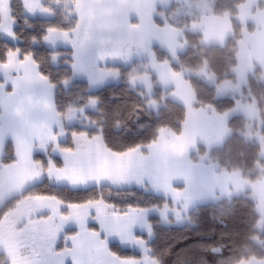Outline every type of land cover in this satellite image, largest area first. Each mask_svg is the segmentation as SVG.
<instances>
[{
	"label": "rangeland",
	"instance_id": "obj_1",
	"mask_svg": "<svg viewBox=\"0 0 264 264\" xmlns=\"http://www.w3.org/2000/svg\"><path fill=\"white\" fill-rule=\"evenodd\" d=\"M207 1L209 0L200 2L196 11L210 12V1L209 3ZM23 2L25 14L30 17L40 19L55 17L53 12L42 8L41 0L40 7L35 12L29 11L25 0ZM10 5L11 0H0V33L3 39L17 43L13 34L15 23L11 16ZM173 5L181 4L174 3L171 7ZM170 8L168 7V10ZM115 9L124 14L118 13L117 16H114L116 27L115 31L110 33V36L114 38L101 40L104 44L102 49L89 45L91 52L88 53L85 52L86 47L79 45L80 40L76 33L79 26V19L76 16V1L74 7V15L77 19L75 29L70 32L49 29L40 45L51 51L70 50L57 48V44L61 40L59 38L64 36L67 43L78 46L76 54H73L72 49L70 50L72 57V63L69 64L71 69L70 84L74 81L85 82L90 92L101 90L108 85L126 82L132 88L142 91V96L149 100L147 103L149 109H156L157 106L153 103L152 97L158 88L161 89L162 99L166 97L185 106L187 116L183 128L178 135L168 130H161L157 139L147 146L138 147L122 154L111 153L105 148L100 134L90 137L85 133L67 130L77 124L78 118L85 112L94 111L97 100L90 98L83 107L69 109L63 116L56 114L52 106L53 87L47 84L34 61L28 57L20 60L17 51L12 50L7 53V59L4 62L0 61V142L2 147H0V158L7 142L12 143L14 149L11 133L5 129L2 122V105L12 104L16 95L20 94L23 84H27L25 80L32 78L31 80L36 82L37 86L42 89L41 92L46 96L45 105L49 110L48 116L50 117L48 127H50L52 137L49 141L37 142L31 151V163L36 168V172L38 171V181L33 187L39 183L42 177H45L54 186L71 189L137 188L146 193L160 196L171 194V191L181 192L184 188L183 184L186 182V178H183L182 166L194 164L192 162L194 160L198 162L207 160L206 154L198 157V147L204 148L206 152L220 147L229 136L227 120L230 118L242 116L251 124L257 119L258 112L254 104L238 101L233 109L225 115H218L209 107L195 109L193 93L185 79L195 73L187 70L176 73L171 69L169 63L158 62L154 53V48H157L167 53L172 63H177V55L183 53L186 48L185 44L180 42L182 32L171 27L166 28V31H158L155 40L160 41V45H163L159 48L157 47L159 45L154 42L155 40L147 36L146 26L143 25L144 19L141 17L143 16L142 8L119 7ZM214 18L216 19L213 21L209 20V17L205 18L201 24L191 27V32L202 34L201 44L204 46L223 45L225 41L224 35L227 33L229 23L218 17ZM163 20L164 13L162 12L160 21ZM152 24H155L154 20H152ZM159 35L161 38L157 39ZM228 35L231 36L230 28ZM165 38L166 45L163 44ZM99 52L102 54L100 55ZM136 61L139 62L134 63ZM117 66L131 69L125 74L119 68L117 69ZM195 76L200 77L208 85L216 87V99L240 96L242 86L244 87L246 84V79L243 80L244 84H235L231 81L217 84L215 77L205 70L196 73ZM31 88L36 89L35 86H31L29 89ZM249 131H251V126L248 127V134ZM68 141L73 144L72 149L60 147V143ZM49 147L51 148L49 149ZM35 154L41 155L43 159L36 162ZM193 154L196 157H192ZM55 157L61 159L62 166L55 167L53 161ZM14 158L15 161L9 165L0 163V208L8 201L2 172L5 167L14 165L16 162L15 153ZM214 168L217 170L216 167ZM175 170H177L176 175L172 174ZM169 176L172 184L168 183L167 177ZM28 190L12 198L17 199L18 202L5 215L0 224V264H69L68 261L61 259L60 252L61 249L66 248V245L68 246L67 235L71 236L77 231L94 226L96 224L95 217L98 214L101 217L113 216L108 215V208L100 204L82 208L69 206L66 207L68 214L63 215L64 209L55 199L24 196ZM164 195L163 198H165ZM168 201L172 203V206L162 209L152 208L137 213L142 216L140 218L143 221V226L134 230V236L132 233L134 244L129 247L125 243L118 245L122 249L133 250L140 255L138 259H134L135 264H157L151 257V249L148 246L154 240L153 229L148 222L149 217L157 218L161 227L181 226L187 224L188 216L197 205L185 201ZM258 204L256 205L259 215L257 230L262 232L264 230V215L262 217L261 214L264 213V210L260 209ZM86 219L90 220L87 222V227L83 225L82 229L69 228L70 224L82 225ZM142 235L147 236V239H141ZM256 243L259 244L257 240ZM107 247L109 249L108 245Z\"/></svg>",
	"mask_w": 264,
	"mask_h": 264
},
{
	"label": "trees",
	"instance_id": "obj_2",
	"mask_svg": "<svg viewBox=\"0 0 264 264\" xmlns=\"http://www.w3.org/2000/svg\"><path fill=\"white\" fill-rule=\"evenodd\" d=\"M202 1L206 0H186L185 3L173 5L164 12L163 21H160V17L154 19V23L159 27L167 26L182 32L180 42L186 46L185 51L177 55L175 64L167 53L154 48L156 60L169 63L176 73L187 70L196 74L205 70L215 77L217 84L224 81L233 82L236 79L238 43L241 39V27L237 22L238 7L243 5L245 0H209L210 12L202 10L200 13L196 10ZM41 6L53 12L55 17H30L25 14L23 0H11V16L15 23L13 34L17 43L3 39L0 33V61L4 62L7 53L12 50L17 51L20 60L28 57L34 61L47 84L53 87L52 106L58 115L63 116L69 109L83 107L90 98L97 100L96 109L85 112L78 118L77 124L67 130L85 133L90 137L100 134L105 148L114 154H122L151 144L160 135L161 130L180 134L187 110L181 103L166 97L162 99V90L159 88L152 97L157 107L149 109V100L142 96V91L132 88L126 82L108 85L95 92L88 91L85 82L74 81L70 84V50L51 51L40 43L49 29L66 32L75 29V0H41ZM211 16L229 18L233 32L223 45L204 46L201 44L202 34L190 31L193 25H199L203 19ZM116 68L125 74L131 69L120 66ZM195 74L185 77L193 93L195 109L209 107L214 113L225 115L238 101L254 104L258 116L252 124L242 116L230 118L227 121L230 133L223 144L208 152L198 147V157L206 154L207 160L192 162L212 165L220 173H238L252 184L261 182L264 179V160L259 156L260 151L264 149V79L259 75V70L256 69L253 75L246 78L240 96L218 99L215 98L216 87L208 85ZM250 126L251 131L248 134ZM60 147L72 149L73 144L68 141L60 143ZM194 156L195 154L192 155ZM40 159H43L41 155H34L36 162L41 161ZM14 161L13 145L7 142L0 163L9 165ZM53 161L56 168L62 166L60 158L55 157ZM27 195L55 199L63 207V215L68 214L69 206L82 208L100 204L108 208V215H126L172 206V203L162 196L137 188L71 189L54 186L45 177L24 196ZM17 202V199L8 200L0 208V224ZM256 205L250 194L197 204L188 216L187 224L181 226L161 227L157 218L149 217L148 222L154 235V240L148 244L151 257L157 264H241L252 258L262 260L264 230H257L259 215ZM89 229L96 231L95 226ZM138 236L137 234L136 237ZM141 239L146 240L147 236L142 235ZM109 251L120 259L134 260L140 256L135 251L122 249L117 244L109 245Z\"/></svg>",
	"mask_w": 264,
	"mask_h": 264
},
{
	"label": "crops",
	"instance_id": "obj_3",
	"mask_svg": "<svg viewBox=\"0 0 264 264\" xmlns=\"http://www.w3.org/2000/svg\"><path fill=\"white\" fill-rule=\"evenodd\" d=\"M75 1L76 16L79 19L76 32L78 35H76L80 40L79 45L86 47L85 52L88 53L91 52V46H98L102 49L104 44L101 40L114 38L110 36L116 27L114 16H117L118 13L124 14L115 8H142L143 16L141 17L144 19L143 25L146 26L147 36L155 40L158 31H166V28L169 27H159L152 24V20L156 16L160 17L161 13L166 12L172 4L186 2V0ZM25 2L31 12H35L40 7V0H25ZM214 17L217 16H211L209 20L213 21L216 19ZM218 18L229 23L228 16ZM237 22L241 27V39L238 43L236 79L234 80L236 82L233 81L232 83L244 84L243 80L253 75L256 69L259 70V75L264 79V0H245L244 4L238 7ZM228 25L227 33L224 35L225 41L232 36L233 32L230 23ZM229 28L231 29V36L228 35ZM78 36L85 42L83 43ZM158 37L161 38L160 35L157 36V39ZM166 38L163 41L164 45H166ZM59 39L61 40L57 44V48L72 49L73 54L78 52L76 50L78 46L67 43L64 36ZM171 40L174 42L173 39ZM154 42L159 45L157 46L159 48L163 46L158 40ZM102 52L104 51L102 50ZM102 52H99L100 55ZM31 79L25 80L27 84H23L20 94L16 95L14 102L8 106L2 105L1 110L2 122L5 129L11 133L14 141L16 157L14 165L5 167L2 172L7 200L23 194L37 183L38 171L36 172V168L31 163L30 154L37 142L49 141L52 138L50 127H48L50 117L48 116L49 110L45 105L46 96L41 92L42 89L37 86L36 82ZM31 86H35L36 89H29ZM259 156L264 160V149L260 151ZM182 168L183 178H186L183 191H171V194H163L166 199L172 202L185 201L192 204H203L214 201L218 197L228 198L248 193L256 203H259V208L264 210V179L259 183L252 184L238 173H220L211 165L199 163L182 166ZM176 173L177 170L172 172L175 175ZM167 180L168 183L171 182L170 176L167 177ZM263 215L264 213L261 214L262 217ZM98 216L99 214L95 217L96 231L89 228L82 229L83 225L88 224L89 219H86L82 225L78 223L69 225L71 229L82 227V230L68 236L69 248L60 250L61 259L68 261L69 264H135V260L120 259L112 255L107 245H121L123 243L127 244L128 247L133 245L135 242L134 230L143 226V221L140 218L142 216L137 213ZM71 225L73 226L70 227ZM241 264H264V259H252L248 263Z\"/></svg>",
	"mask_w": 264,
	"mask_h": 264
}]
</instances>
